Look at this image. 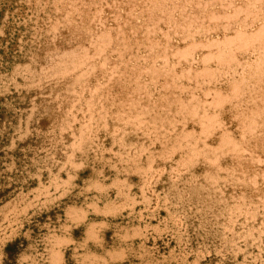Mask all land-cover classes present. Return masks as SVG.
I'll list each match as a JSON object with an SVG mask.
<instances>
[{"label": "bare ground", "instance_id": "6f19581e", "mask_svg": "<svg viewBox=\"0 0 264 264\" xmlns=\"http://www.w3.org/2000/svg\"><path fill=\"white\" fill-rule=\"evenodd\" d=\"M0 53V255L264 264V0H0Z\"/></svg>", "mask_w": 264, "mask_h": 264}, {"label": "rangeland", "instance_id": "374dc122", "mask_svg": "<svg viewBox=\"0 0 264 264\" xmlns=\"http://www.w3.org/2000/svg\"><path fill=\"white\" fill-rule=\"evenodd\" d=\"M39 6H40V4H39ZM39 6H37V7H39ZM19 24H20V23H19ZM19 24H18V25H19ZM0 54H2V53H0ZM4 54H6V55H4ZM11 54H12V55H11ZM16 54H17V53H3V55H4L5 57L2 58V55H0V58H1V59L6 58L7 60H8V58H9V60H10L9 62H11V61H13V60H11V59H12V58L14 59L13 56H15ZM6 56H7L8 58H7ZM10 57H12V58H10ZM93 78H94V77L90 78V79H91V80H90L91 83H93V82L95 81ZM152 88H153V87H152ZM10 90L12 91V90H14V89H10ZM46 90H48V89H46ZM14 91H15V90H14ZM152 91H153V90H152ZM15 93H16V92H15ZM13 94H14V93H13ZM24 94H26V93H24ZM28 95H29V94H28ZM22 96H23V95H22ZM26 97H27V96H26ZM24 98H25V97H24ZM1 99H2V98H1ZM4 99H5V98H4ZM4 99H2V100H4ZM27 99H28V98H27ZM27 99H26V100H27ZM0 101H1V100H0ZM2 102H4V101H2ZM0 105H1V104H0ZM109 105H110V104L106 103V106H107V107H108ZM0 107L3 109V107H5V106L2 107V105H1ZM111 107H112V106H109L108 108L110 109ZM2 109H1V110H2ZM113 109H114V108H112L111 110H113ZM1 110H0V113H1V115H0V119L2 118L1 116L5 114L4 111H5L6 109H4V110H2V111H1ZM6 111H7V110H6ZM109 111H110V110H109ZM2 112H3V113H2ZM102 131H103V130H100V133H101ZM104 132H105V131L102 132V133L104 134V137H103L102 133L99 134L100 136L98 135L99 138L101 139V142L104 141L103 138H105V135H106ZM106 133H108V132H106ZM101 135H102V137H101ZM106 136L109 138V135H108V134H107ZM107 137H106L105 141L107 140L108 143H109V140L107 139ZM34 138H35V140H36V136H33V138H32V137L30 138L31 141H28V142H31V143L34 142V143H35V140L32 141V139H34ZM105 141H104V143L107 142V141H106V142H105ZM26 143H27V141H26ZM31 143H29V144H31ZM34 143H33V147H32V148H34ZM102 143H103V142H102ZM108 143H107V145H108ZM27 144H28V143H27ZM29 144H28L27 146H30ZM19 148H20V147H19ZM19 148H18V149H19ZM29 148H30V147H29ZM32 148H31V149H32ZM30 152H31V151H30ZM22 154H24V151L22 152L21 149L18 150V151L16 150V154H15V151H14V156H15V158H18V157L20 158V156H22ZM16 155H17L18 157H17ZM22 158L24 159V158H26V156H25V157H22ZM27 158H28V157H27ZM20 159H21V158H20ZM23 159H21L20 161H22ZM25 160H26V159H25ZM23 161H24V160H23ZM7 188H9V187H7ZM0 189H1V188H0ZM5 190H6V187H5ZM0 194H1V191H0ZM163 214H164V211H161V215H163ZM43 216H45V215H43ZM119 218H120V217H119ZM167 235H168L167 237H169V239H168V238L165 239L166 237L163 238V239H162L163 241H164V239H165L164 242H161L162 240L159 239V240H160L159 242H160V243H163V244L157 243V242H158V241H157L158 239H156V240H155L156 242H154V243H156V244H155L156 247H157L158 245H160L159 247H157V249L160 250V251H159L160 253L158 252L159 254H161V251L163 250L162 247L164 246V244L167 243V242H168V243L170 242L169 240H170L171 238H170L169 234H167ZM163 236H164V234H163ZM165 236H166V234H165ZM15 237H16V238H15ZM15 237H14L15 239L13 238L12 241L10 240V242H9V241H6V242H5L6 245L4 244V246H3V250H4V252H1V255H2V256L0 255V264H13V261L15 260L17 254L19 253L20 249L23 247V245H24V238L22 239L21 236H18V235L15 236ZM159 237L162 238L161 236H159ZM159 237H157V238H159ZM152 241H153V240L151 239V243H152ZM147 243H149V242H147ZM21 244H22V245H21ZM170 244H172V243H169V244L167 245V248H168V246H169ZM149 245H150V243H149ZM165 245H166V244H165ZM151 246H152V244H151ZM152 247H153V246H152ZM156 247H154V248H156ZM165 247H166V246H164V249H165ZM170 247H172V246L170 245ZM170 247H169V250H170ZM158 250H157V251H158ZM169 250H168V251H169ZM164 251H165V250H164ZM163 253L165 254V252H163ZM166 253H167V251H166ZM209 256H211L210 253H209V255H206L205 258H204L203 260H204V261H205V260H206V261L209 260V259H210ZM133 257H134V256H133ZM129 258H132V257L129 256ZM206 258H207V259H206ZM208 258H209V259H208ZM124 259H127V260H125V262L123 261L124 264H125V263L128 264L127 262H129L130 260H132V259L129 260L127 257H126V258H123V260H124ZM128 260H129V261H128ZM126 261H127V262H126ZM133 262L135 263V262H136V259H135V261H133ZM122 264H123V263H122Z\"/></svg>", "mask_w": 264, "mask_h": 264}]
</instances>
